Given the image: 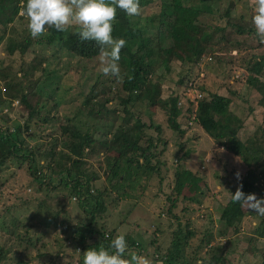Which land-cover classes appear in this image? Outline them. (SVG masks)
<instances>
[{
	"label": "trees",
	"instance_id": "obj_1",
	"mask_svg": "<svg viewBox=\"0 0 264 264\" xmlns=\"http://www.w3.org/2000/svg\"><path fill=\"white\" fill-rule=\"evenodd\" d=\"M247 2V0H226L224 10L221 12L216 10L214 4L212 5L209 0H160L158 15L140 19L130 18L123 11L117 9L113 36L126 41L119 61L122 81L121 84L116 85H121L120 91L122 90L126 94L124 99H120L121 109L107 108L106 105L112 101L111 99L93 102L94 99L99 98L97 95H91L100 85L98 75L99 78L95 82L97 89L96 85H93L89 92L91 94L85 96L76 108L72 106L75 108L74 116L65 117L60 121L58 115L56 118L51 113L58 112L62 103L66 102L68 98L69 91L63 89L62 77L58 85L51 82H56L58 78L56 74L43 75L44 73H42L44 80H35L30 85L31 91L27 94L24 93L20 79L13 80L9 77L11 67L0 60V82H4L6 86L3 88V92H6L5 97L2 96L0 88V169L8 168L13 162L17 163L18 167H21L22 164L26 165L25 170L30 180L27 183L29 186L26 185V188L29 190L33 187V193L25 197L15 194L14 200L21 199L20 204L31 205L35 208V211L30 214L31 219L24 225L13 214L14 210L21 207L12 204L2 211V225L7 220L11 226L16 228L22 225L24 229L28 227L37 230L39 228L43 233L59 231L62 234L63 242L67 241L72 246L75 258L73 254L66 255L64 243L59 245L55 255L63 253L66 258L77 260L79 264H83V254L90 248L98 250L103 245L106 250L111 252L109 246L111 240L115 238L113 234L116 231L114 228L108 230L107 223H102L99 226L100 222L109 220L112 211L114 212L123 201H132L131 207H135L136 201L139 199V196H136L137 187L143 177L147 182L151 181L154 174H159L160 166L165 164V161L161 160V156L164 154L166 143L158 137L145 138L144 130L153 128V124L147 126L140 123L139 120L135 123L130 122L131 104H137L143 100L148 104L161 102L160 109L167 116L169 129L182 133L178 123V119L181 117V109L178 105L179 93L170 92L167 99H162L163 76L157 75L158 69L164 68L168 71L169 66L174 64L175 60L197 65L202 56L206 54L217 57L221 53L236 52L242 55L243 52L250 51L252 55L240 57L241 62L238 63V68L245 71L248 77L246 84L263 95L258 105L264 108V85L261 83L264 81V53L255 55L254 48L242 47L237 42L226 40L224 36L225 30L228 27H233L231 21L235 19L242 24L236 26L237 34L241 36L254 34L256 37L253 25L249 28L243 25L246 22H251L252 18ZM21 3L22 0H0V42L6 41V49L9 53L17 51L20 56H23L35 46L53 49V46L58 47L55 44L59 43L58 48L64 51V54L89 61L99 57V47L95 42H81L79 37L74 34L75 32L70 33L69 29L63 33L52 29L47 35L32 40L27 31V21L19 16ZM152 3L153 0H140L141 8ZM238 6H241L243 11L239 10ZM117 23L120 24L121 30L116 34ZM10 31L18 34L17 42L12 37L5 38L7 34L11 33ZM256 39L258 41L257 37ZM258 48H264V45L258 42L256 49ZM24 78L31 79L33 74H25ZM189 83L197 82L194 79L188 81V78L186 82L183 80L179 82L183 94ZM201 89L205 91L204 87ZM120 91L116 87L115 92L118 100L122 98ZM31 95H38L44 101L43 104L39 106V99L36 104H31L28 101ZM78 95L82 96V93ZM12 100L18 101V104L27 112L23 123L14 129L6 126L7 122L11 120ZM70 104L73 105V102ZM231 104L232 99L229 97L209 94V98L203 97L197 101L195 111L192 110L194 109L193 103H186L185 113H194V117L190 120L193 123L202 122L209 115H216L223 121H228L223 125L217 124V129H228L231 123L236 122L234 117L227 114ZM251 111L252 109H250ZM81 115L92 117L98 124H101L99 131L94 133L77 127L75 118ZM119 116H122L120 125L115 132L110 133L112 121ZM53 120H56L57 123L52 122ZM257 129L263 130L261 126H257ZM154 130L159 132L160 127L156 126ZM44 131L49 134V141L54 143L49 151L45 150V143L41 141V134ZM110 134L112 135L109 136ZM36 135L38 142L34 146H30L28 140H32ZM226 136L228 137L224 138L229 139L228 143L226 140L223 143L219 141L221 140L220 135H216L214 139L222 148L245 163L247 173L242 177L238 187H232L227 204L218 208L220 217L216 237L218 239L225 238L228 231L234 234L241 233L242 224L247 218L246 215H249L257 221V224L252 231L254 237H249L248 242L264 240V215L251 211L253 208L259 207L257 202H264V145L258 149H247L244 142L237 137V131L228 133ZM248 136L250 137V135ZM104 152L110 157V165L105 172L107 185L96 187L100 175L93 169L89 161L96 160ZM188 154H190L189 151L182 157V160ZM34 159L39 161L37 164L39 170L37 171L36 165L32 168ZM55 171L56 178L53 174ZM199 181H201L200 178H192V173L189 170H176L172 193L166 196L167 201L170 202L169 207L165 210L167 215L179 220L181 215L174 213L173 209L182 195L183 188L188 183ZM249 193L255 194L256 203H249ZM183 199L190 200V197L183 196ZM157 200L159 201L158 196ZM70 202H74L81 212V217L74 223L71 222V217L66 210L70 206ZM245 205L248 208L244 213L241 209ZM248 209L249 211H247ZM30 223H35V225H30ZM179 226L180 224H178V228H180ZM7 232L10 234L7 240L12 238L23 240L12 227L7 229ZM130 235V232L124 234L129 249L136 250L139 254L138 250L141 245ZM194 236L193 231H187L185 234L177 231L173 234L170 247L167 249H162L157 243V238L152 240L153 255H156V259L152 260L153 264L158 262L161 264H196V260L202 264H224V254L220 247H213L208 254L197 257L203 248L211 247L210 240L213 235H210L207 240L197 239ZM94 239H97V242L90 243ZM187 248H191V250L188 251ZM77 251L80 253H76ZM7 252L5 245L0 246V263L7 256ZM76 254L80 258H76ZM55 255L53 257H56ZM43 256L51 258V254ZM261 259V262H256V264H264V251L261 254Z\"/></svg>",
	"mask_w": 264,
	"mask_h": 264
},
{
	"label": "rangeland",
	"instance_id": "obj_2",
	"mask_svg": "<svg viewBox=\"0 0 264 264\" xmlns=\"http://www.w3.org/2000/svg\"><path fill=\"white\" fill-rule=\"evenodd\" d=\"M247 1L252 17L254 5L252 0ZM209 2L212 5L214 4L216 10L223 12L226 0H209ZM238 9L243 11L241 6H238ZM159 11L160 0H153L151 5L141 8V15L135 17V19L158 15ZM231 24L233 27H228L224 32L226 40L237 42L242 47L254 48L255 55L264 53V48L256 49L258 41L254 34L241 36L237 34L236 30V26L241 23L232 19ZM243 25L249 28L252 23L246 22ZM69 30L70 33L75 32L74 27H69ZM120 30L121 26L117 23L116 34ZM11 37L16 42L19 40L18 34H14L13 32L7 34L5 38L9 39ZM55 45L59 47V43ZM6 47L5 40L0 42V60L11 67L10 78L22 81L24 93L29 94L31 91L30 85L35 80H44L42 73H44L43 75L56 74L58 77L56 82L51 81L54 84L57 83L59 85L61 77L62 79H66L65 81L61 79V82L64 84L63 89L69 91L67 93L68 98L66 102L62 103L58 112L51 113L56 118L58 115L60 121L65 119V117L74 116L75 108L80 105L85 96L91 94L89 93L91 87L96 85L97 89V83L95 82L99 77L100 85L98 84V89L91 94L92 96L97 95L99 98L97 100L94 99L93 102H103L104 99H111L112 101L106 105L107 108H122L120 99H124L126 94L122 90L120 91L121 85L116 86L121 84L122 76H120L119 82H117L116 78L103 75L100 70L101 61L99 57L91 61L80 59L76 56L64 54V51L56 46H53V49L61 51L56 53L53 49L35 46L32 48L33 51L30 49L25 55L20 56V53L17 51L9 53ZM250 55H252L250 51L243 52L242 55L236 52L232 54L221 53L217 57L206 54L202 56L197 65L175 60L174 64L169 66L168 71L164 68L158 69L157 75L163 76V81L161 82L163 86L162 99H167L170 92L179 93L180 101L178 105L181 109V117H179L178 123L181 126L182 133L173 132L169 129L167 116L160 109L161 102L148 104L143 100L137 104H131L130 122L135 123L139 120L140 123H144L147 126L153 124V128L144 130L145 138L150 136L158 137L162 142L166 143L164 154L161 156V160L165 161V164L160 166L159 174H154L151 181L147 182L143 177L137 187L136 196H139V199L136 201L135 207H131L133 205L132 201L121 202L117 209L114 212L112 211L111 218L107 221H101L99 226L102 223H107L108 230L114 228L116 231L113 234L114 237L118 234L124 235L130 232L132 239L141 245L138 250L139 254L146 255L151 260L156 259V255H153L154 248L151 246L152 240L157 238V243L162 249H167L170 247L171 239L175 232L181 231L182 234H185L187 231H193L194 237L197 239L204 238V240H207L210 235H213L210 240L211 247L203 248L197 257H203L204 254H208L209 250L213 247H220L222 254H224V264H256V262H261V254L264 251V240L248 242L249 237H254L252 236V231L257 224V221L249 217V215H246L247 218L242 224L241 233L234 234L228 231L225 238L218 239L216 237L220 217L218 208L220 206L224 207L227 204L232 193L231 190L238 187L242 177L247 173V168L241 159L222 148L214 137L220 135L221 140L219 141L223 143L226 140V143H228L229 139L224 137H228L226 136L228 133H233V131L236 133L237 131V137L244 142L247 149H258L264 145V108L258 105L263 95L254 91L246 84L248 77L245 71L238 68V63L241 62L240 57ZM28 73H32L33 78L23 79V75ZM187 78L188 81L194 79L198 83L196 87L198 90L200 89L199 92L202 98H209V94L231 98L232 104L229 106L227 114L234 117L236 122L231 123L228 129L220 128L221 130H218L217 124L223 125L228 121L225 122L216 115H209L202 122L193 123L190 121L194 117V113L186 114L185 104L189 102L193 103L194 109L192 110L195 111L197 101L193 102L188 98H182L183 89L181 90V85H179L180 81L186 82ZM261 83L264 85V81ZM116 87L122 95V98H119V100L116 98ZM202 87H204L205 91H202ZM0 88L2 89V96L5 97L6 92H3V88H6V86L4 82H0ZM80 93H82V96L78 95ZM38 99L40 101L39 106H41L44 101L38 95H31L28 101L34 105ZM70 102H73V105ZM11 104L13 107L11 111L12 115L10 116L11 120L7 122L6 126L14 129L23 123L27 112L18 104V101L12 100ZM250 109H252L251 112ZM121 121L122 116L116 117L112 121L110 133L116 131ZM52 122H56V120ZM75 125L84 131L94 133H97L102 126L94 118L86 117L85 115L76 117ZM156 126L160 127L159 132L154 130ZM257 126H261L263 130H258ZM41 135V141L45 143L44 148L46 151H49L54 146V143L49 141V134H46V131L42 132ZM34 137L32 140H28L30 146H34L38 142L37 135ZM188 151L190 154L182 160V157ZM89 162L100 175V179L96 182V187L103 184L107 185L105 182V172L110 165L109 155L104 152L96 160H90ZM37 164H39V161L34 159L32 168L36 165L38 168L36 171L39 170ZM25 166V164H22L21 167H18L17 163L13 162L8 168L0 169V182H2V185H0V246L5 245L8 251L6 253L7 256L0 264H16L18 262L20 264H67V262L79 264L77 260L66 258L63 253L55 255L61 243L66 245V248H64L67 253L66 255L73 254L72 246L67 241L66 243L63 242L62 234L59 231H47L43 233L39 228L37 230L28 227L24 229L22 225L16 228L11 226L5 219V224L2 225V211L9 208L12 204L21 207L18 210H14L13 214L24 225L31 219L30 214L35 211V208L31 205L20 204L21 199L14 200L16 195L25 197L33 193V187L29 190L26 188L29 186L27 183L30 180L28 179L29 175L25 170ZM176 170H189L192 173L193 179H201V181L196 183H188L183 188L182 195L190 197V200L183 199L182 195L178 199L173 209L174 213L181 215L178 221L165 212L170 205L166 196L172 193ZM55 173L56 171L53 172L54 177L56 176ZM157 196L159 201L157 200ZM252 197H255V194L249 193V203L255 202L257 198L252 199ZM69 204L70 206L66 210L69 217H71V222L74 223L81 217V212L74 202H70ZM247 208L248 206L245 205L241 211L245 213ZM31 224L35 225V223ZM178 224H180V228H178ZM11 227L17 235L22 237V241L14 238L7 240L10 235L7 229ZM96 242L97 239H94L90 243ZM187 250L190 251L191 248H187ZM76 253L79 254L80 252L77 251ZM46 254H51V258L43 256ZM78 254H76V258H80ZM54 255L56 257H53ZM73 257L75 258L74 254ZM197 261L195 262L196 264ZM156 264L161 263L158 262Z\"/></svg>",
	"mask_w": 264,
	"mask_h": 264
},
{
	"label": "clouds",
	"instance_id": "obj_3",
	"mask_svg": "<svg viewBox=\"0 0 264 264\" xmlns=\"http://www.w3.org/2000/svg\"><path fill=\"white\" fill-rule=\"evenodd\" d=\"M252 3L251 23L258 42L264 45V0H252ZM117 9L130 18L141 15L140 0H22L19 16L27 21V31L33 40L47 35L52 29L63 33L74 27V34L81 42H95L99 47L103 75L119 82L120 54L126 41L113 36ZM256 204L259 207L253 211L264 215V202ZM109 247L111 252L103 245L98 250L90 248L83 254V264H153L151 259L129 249L124 235L118 234ZM197 264L201 262L197 261Z\"/></svg>",
	"mask_w": 264,
	"mask_h": 264
},
{
	"label": "built area",
	"instance_id": "obj_4",
	"mask_svg": "<svg viewBox=\"0 0 264 264\" xmlns=\"http://www.w3.org/2000/svg\"><path fill=\"white\" fill-rule=\"evenodd\" d=\"M197 83H189L188 87L185 89L183 98H188L190 101L196 102L202 98L201 93L196 87ZM116 237V236H115Z\"/></svg>",
	"mask_w": 264,
	"mask_h": 264
}]
</instances>
